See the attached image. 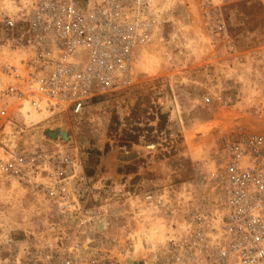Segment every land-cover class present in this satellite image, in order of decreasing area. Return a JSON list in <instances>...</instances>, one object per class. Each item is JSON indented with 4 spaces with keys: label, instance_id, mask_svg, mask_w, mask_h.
<instances>
[{
    "label": "built area",
    "instance_id": "obj_1",
    "mask_svg": "<svg viewBox=\"0 0 264 264\" xmlns=\"http://www.w3.org/2000/svg\"><path fill=\"white\" fill-rule=\"evenodd\" d=\"M26 1L6 0L9 9L0 10V52L4 51L0 59L6 62L9 54L20 55L16 63H21L26 84L22 91L10 85L0 91V134L8 138L6 134L16 128L11 134L15 139L0 142L4 154L0 174L29 190L47 210L21 235H0V264H125L130 243H121L110 230L121 228L112 219L122 220L127 199L134 194L122 193L118 189L124 188L122 183L116 186L81 177L82 167L67 144L27 151L25 136L33 125L11 118L20 116L24 102L43 112L39 100L28 97L36 92L51 101L46 105L50 115L60 109L62 115L78 118L94 99L129 89L138 48L149 42L154 26L145 24L149 2L124 0L117 8L110 0H101V5L96 0ZM246 1L194 0L208 31L223 43L226 53L237 57L241 50L227 33L223 10ZM260 1L264 6V0ZM126 6L136 14L129 16L123 10ZM248 61L255 78L252 86L258 91L256 104L247 113L253 129L246 135L236 134L235 129L213 141L210 150L214 153L203 159L213 171L202 164L184 183L193 190L174 201L177 209L184 208L180 202L185 205L187 232L174 234L170 226L172 236L167 244L139 260L143 264H229L230 258L238 264H264V45L252 51ZM14 72L12 66L0 67V76ZM238 90L237 83H230L228 96L219 99L205 94L202 101L204 105L218 102L214 107L228 106L238 99ZM48 118L42 117L38 124L49 122ZM6 127L8 132L3 131ZM145 149L153 152L155 145H145ZM121 150L128 154L125 147ZM180 187L173 188L174 193ZM112 188L118 191L115 196ZM114 200L117 208L112 206ZM165 204L172 205L167 200ZM156 205L162 209V203ZM213 208L218 209L220 236L214 235L208 222L214 217ZM102 220L104 226L99 229Z\"/></svg>",
    "mask_w": 264,
    "mask_h": 264
},
{
    "label": "rangeland",
    "instance_id": "obj_2",
    "mask_svg": "<svg viewBox=\"0 0 264 264\" xmlns=\"http://www.w3.org/2000/svg\"><path fill=\"white\" fill-rule=\"evenodd\" d=\"M5 2L0 0V10ZM149 4L146 24L154 26L149 42L138 48L134 81L129 89L94 99L78 118L62 115L60 109L50 115L41 102L42 113L24 105L20 116L11 118L19 124L30 120L33 125L25 136L27 151L57 145L45 133H53L51 124L61 123L69 136L65 147L80 163L81 177L113 182L116 186L122 183L124 188H118L122 193L134 194L127 199L122 220L112 219L121 228L110 230L121 243H130L125 264L127 259L131 264H143L139 260L148 253L163 249L172 236L170 226H174V234L186 232L185 205L180 202L184 208L177 209L175 198L181 199L193 190L184 183L193 178L197 168L207 164L203 159L205 154L214 153L210 148L217 137L235 129H242L234 131L236 134L250 131L242 122L248 120L247 113L256 104L258 91L252 86L255 78L248 56L264 45V6L260 0H248L223 10L227 33L241 50L240 57L226 53L223 43L212 36L194 0H174L165 10L167 0H149ZM230 83L239 85L238 99H232L228 106L224 103L214 107L218 102L204 105L205 94L228 96ZM48 115L49 122L38 124ZM229 115L238 118L231 123V130L224 131L229 125L225 117ZM216 116L221 131L212 132L206 139L196 138L190 144L185 142V133ZM150 144L155 145V151L145 149ZM122 147L128 154L123 153ZM0 158H4L1 150ZM207 165L213 171V166ZM175 187H180L177 193ZM111 192L115 196L118 191L112 188ZM166 200L172 205L165 204ZM157 203H162V209ZM112 206L117 208V200ZM175 209L173 215L168 214L167 210ZM46 210L43 201H35L29 190L0 175L3 238L8 234L13 238L21 235ZM103 221L98 223L99 229H103Z\"/></svg>",
    "mask_w": 264,
    "mask_h": 264
},
{
    "label": "bare ground",
    "instance_id": "obj_3",
    "mask_svg": "<svg viewBox=\"0 0 264 264\" xmlns=\"http://www.w3.org/2000/svg\"><path fill=\"white\" fill-rule=\"evenodd\" d=\"M146 1L147 0H145V2ZM173 1L174 0H167V4L163 6V9L164 10L168 9V7H170V5L173 3ZM25 2L27 4L26 0H25ZM148 2H149V0H148ZM96 4L101 5V0H96ZM110 4L112 6H115V7L118 8V6L120 4H122V5L124 4V0H110ZM130 5H133V4L130 3ZM5 7L9 9V7L7 5H5ZM5 7H3V8H5ZM149 7H150V4L148 5V8ZM123 10L125 12H127L129 16H134L136 14V10H132L131 6L123 7ZM145 24H146V22H145ZM13 51H15V50H13ZM5 52H9V50L5 51ZM1 53H4V51L0 52V54ZM22 53L24 54V52H22ZM18 56H20V55H18V54H9L8 57H7L8 61H6V62H4V61H2L0 59V67H2L4 65H9V66H12V67H14L16 69V72H14L12 74H9V75H2L1 74V76H0V91L3 89V87L5 85H10V86H12L15 89L20 90V91H22V90H24L26 88V84L24 82L25 78L23 77L22 72H21V63L20 62L16 63V61L19 59ZM26 57H27V55H26ZM55 61L56 60H54V62ZM32 67H34V65H32ZM45 68H50V66L46 65ZM18 76H20L22 78V80H20L18 78ZM28 97H33V98L38 99L39 102L44 103V105H45L44 106V110H50V108L49 107L47 108L46 105L48 103H50L51 101L48 98L44 100L40 93L36 92L33 95L28 96ZM9 102H11V100L7 101V103H9ZM24 105L28 106L27 102H24ZM32 110H34V109H32ZM225 118L229 122V125L226 128H224V131H229V130H231L233 128V124H231V123L235 119H237L238 117L229 115V116H226ZM217 119H218V116H216L214 120H211V121L206 122L204 124L196 125L194 127V129H192L191 131H188L187 133H185V135H184L185 142L190 144L196 138L197 139H206V138L210 137L212 132H214L216 130L221 131L222 130V127L220 126L221 122H220L219 119L218 120ZM242 121H244V120H242ZM5 123L8 124V121H5ZM28 123H31V121L29 120ZM60 124L61 123L51 124L53 133H45V136L50 138L49 141H52V142H54L57 145L60 143L58 141V139H60L62 141V145H63L64 142L66 143V142L69 141V136H68L67 132L64 130V128ZM242 124H245L244 126H248L250 129H253V126L251 124V119L250 120L249 119L246 120V122H242ZM15 129H14V131H15ZM3 131L4 132H8L9 128L6 127ZM12 133L6 134V135H9L8 138H5V137H3L2 134H0V142H4V143L11 142V140H13V136L11 135ZM249 133L250 132L239 133L238 135H246V134H249ZM56 148H60V147H56ZM3 157H4V154H3ZM2 177L12 179L9 176H2ZM210 213L214 217L213 218H209L208 222H210L211 225H212V231L214 232V235L215 236H220L219 217L217 216L218 209L217 208H213V209L210 210ZM186 232H187V228H186ZM230 260L232 262H230L229 264H238V262L235 259L230 258ZM126 264H131V261L127 259L126 260Z\"/></svg>",
    "mask_w": 264,
    "mask_h": 264
}]
</instances>
